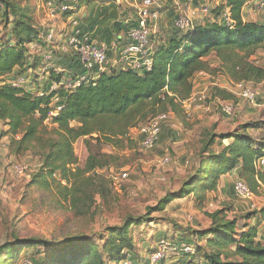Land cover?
Masks as SVG:
<instances>
[{"label":"trees","instance_id":"trees-1","mask_svg":"<svg viewBox=\"0 0 264 264\" xmlns=\"http://www.w3.org/2000/svg\"><path fill=\"white\" fill-rule=\"evenodd\" d=\"M62 1L59 0V4ZM250 1L225 0L207 12L209 16L216 14L220 21L196 26L185 34L176 31L157 44L153 41L151 71L120 68L101 74L95 81L64 94L63 101L59 102L63 110L50 117L52 102L63 91L50 93L51 86L62 82L64 75L50 71L43 96L26 87L13 86L12 81L26 79L29 72L42 69L40 66L44 69V57L32 53L31 46L47 48L48 42L41 38L28 9L21 10L10 0H0L5 30V35L0 38V123L7 128L1 138L9 139L11 155L38 158L40 172L45 171L49 177L60 175V179L56 177L53 181L65 201L75 209L87 207L84 197L87 196L86 189L91 187L90 181L97 171L109 167V160L114 156L103 148H132L142 142V137L137 141L131 139L132 129L163 113L184 115L182 102L191 98L196 76L200 72L214 73L210 67L211 56L214 55L212 60L218 59L222 63L224 72L236 82L261 84L264 81V68L249 62L258 51L264 50V23L246 21L243 15ZM225 9L230 12L232 26L221 19ZM127 27L131 25L127 24ZM51 54L66 72L71 70L70 63L76 65V72L67 74L68 80H76L81 73V66L77 67L80 64L78 58L58 49ZM39 87H42L41 82ZM214 90L220 95L226 94ZM229 97L224 96L223 100ZM257 127V124H248L240 132L223 135L222 140H231V144L221 152L206 150L203 167L191 177L188 188L168 196L159 210H165L172 200L196 192L197 183L205 186L206 178L213 172L223 176L238 171L253 193L264 189V165L257 167L258 160H264V142L259 143L247 134ZM80 140H84L89 153L84 165L79 164L74 151V144ZM40 176L45 178V175H36L34 181L37 182ZM216 184L205 190H215ZM219 215H213L210 228L188 231L185 235L197 241L194 246L196 258L204 255L208 264H264V238L259 239V226L245 223L237 231L236 219L219 221ZM254 216L264 220V207L246 217L250 220ZM146 222L148 219L143 217L128 218L122 226L109 227L108 233L97 239L83 237L60 245L29 239L10 243L4 249L11 251L13 256L24 248L33 250L38 256L44 250L46 257L43 260L29 258L30 264H119L125 260L126 251L136 252L132 227Z\"/></svg>","mask_w":264,"mask_h":264},{"label":"rangeland","instance_id":"rangeland-1","mask_svg":"<svg viewBox=\"0 0 264 264\" xmlns=\"http://www.w3.org/2000/svg\"><path fill=\"white\" fill-rule=\"evenodd\" d=\"M10 1L21 10L28 9L41 38L48 42V47H43L46 48L45 50L40 46L37 48L35 44L31 46L32 53L44 57L43 62L46 65L44 69L40 66L42 69L29 72L26 79L18 78L11 82L22 79L24 84L21 87H26L34 94H43L45 88L39 87L40 82L49 81L50 71L63 74L62 83L69 82L66 72L62 71V67L57 65L51 54L61 48L64 37L79 31L90 40H95L94 38L101 34L99 29L102 32L107 31L103 40L113 34L108 24L103 25L100 21L96 24L94 20L96 7L105 6L106 10L101 13V17H105L107 23L109 22L114 29L116 27L112 24L113 21L123 23L126 21L131 25L133 23L131 21H135L136 18L134 0L133 3L132 0H79V5L74 6L69 13L59 12L61 6L59 0ZM202 2L160 0L161 17L156 29L158 31L152 34L154 39L151 41V50L153 51L155 47L153 41L156 44L163 42L167 36L176 32L174 20L180 13L190 14L196 26L218 22V19L220 21V17L218 18L216 14L209 16L204 11ZM223 3V1L219 2L220 5ZM218 6L210 7L209 12ZM124 11L126 12L123 13ZM2 13L1 11L0 38L5 35L1 20ZM225 13H228L229 19L233 22L229 10L226 9L221 19L224 21ZM243 15L246 21L257 19V22L264 23V0L250 1ZM85 21L90 26L87 27L86 24L85 28H81ZM122 32L125 34L127 31ZM48 49L49 52L46 51ZM48 55L49 61L46 57ZM69 55L72 56V52H69ZM213 56L209 60L212 61L210 67L214 73L200 72L197 75L208 79L207 90L194 91L191 96V99L201 98L204 103L188 104L186 113L185 105L182 104L184 115L176 116L172 113L170 120L161 131V138L155 149L145 150L142 144L125 150L103 148L106 153L114 156L110 158L108 168L97 171L95 175L92 174L94 176L90 181L91 187L86 189L87 196L84 197L87 207L75 209L66 202L64 196L60 195V188H57V184L53 181L56 177L60 179V175L49 177L45 171L40 172L41 163L38 158L31 155L18 158L11 155L9 139L1 138L7 128L0 123V251L10 243L29 239L45 240L52 245L65 244L71 239L83 237L97 239L99 235L108 233L109 227H120L128 218L143 217L149 222L142 223L143 225L139 227L133 226L131 230L137 247L136 252L131 254L126 251L125 260L119 264H147L152 250L156 251L162 240L171 243L172 247L167 252L168 258L160 264H173L175 257L187 259L185 264L199 262L208 264L203 259L204 255H201L202 251L199 252L201 256L196 258V253L189 256L184 254L180 247L188 242L191 246H195L197 241L190 235H185H188V231L210 228L215 213H220L219 221L236 219L237 231L245 223L253 226L263 225L264 228V220L257 216L250 220L246 217L254 215L264 207V189L262 188L258 193L252 192L250 198H236L234 184L237 181L245 182L240 178L238 171L223 176L213 172L206 178L205 186L197 183L196 192L172 200L166 205L165 210H159L168 196L188 188L191 177L203 167L207 158L206 150L221 152L224 147L231 144V140H222L223 135L240 132L244 125L257 124L258 127L248 131L247 134L259 143L264 142V81L261 84L236 82L224 72L222 63L218 59L212 60ZM122 60H120L121 69ZM249 62L264 68V50L258 51ZM45 67L49 70L45 71ZM108 72H111L110 67ZM241 83H244L245 87L239 85ZM214 89L225 91L226 94L220 95V92L216 93ZM244 89H251L257 94L258 100L255 104L240 96L241 90ZM229 95L231 96L229 99L223 100L224 96ZM57 103L56 98L51 106L54 108ZM225 105L233 107L231 115L222 112V106ZM47 123L51 125L50 122ZM144 124L130 131L133 141L141 139L140 129ZM74 151L79 164L84 165L89 155L84 140L74 144ZM16 164L27 166L28 171L23 176L16 175L13 170ZM36 175H45V178L40 176L35 182ZM123 176L126 177L122 178ZM215 182L218 183L215 190H205L210 189ZM232 185L233 194H231ZM258 235L261 239L264 231L259 232ZM11 253L4 249L0 254V264H30L29 258L43 260L46 257L44 250L39 256L33 250L29 251L26 248L18 251L16 256Z\"/></svg>","mask_w":264,"mask_h":264},{"label":"built area","instance_id":"built-area-1","mask_svg":"<svg viewBox=\"0 0 264 264\" xmlns=\"http://www.w3.org/2000/svg\"><path fill=\"white\" fill-rule=\"evenodd\" d=\"M160 0H136L137 4V27H132L128 31V40L129 44L123 50V69H134L139 71H151L153 67V58H152V50H151V41L152 34H154L159 24V19L161 17V7L159 6ZM190 3H194L197 1H203L204 3L202 7H204V11L207 13L210 9V4L220 5L219 2L225 0H188ZM215 1V2H213ZM79 3V0H64L61 2V6L59 8L60 13H69L74 9ZM228 13L224 15V22L228 26H232L233 22L229 19ZM174 28L176 31L180 32H189L190 30L196 27V24L191 17L190 14L180 13L176 16L174 20ZM52 34V33H51ZM52 38H49V40ZM63 42V43H62ZM61 42V48L59 50L63 53L69 54L72 52L74 56H76L79 60L81 66V73L74 81H69L67 83L60 82L54 83L51 86V92L66 90L68 92L75 91L78 87H80L84 83H89L91 81H95L99 78L101 74H104L109 71V60H108V48L106 45L96 42L95 40H90L88 36L83 35L79 31H75L71 34H68ZM48 61L50 56H46ZM47 61V62H48ZM48 71L49 68L45 67ZM264 83V82H263ZM23 80L19 79L13 83L14 87H21L23 85ZM244 86V83L239 84ZM245 87V86H244ZM43 96V94H40ZM240 96L244 98L246 101L250 103L257 102V94L251 89L241 90ZM56 98H54L55 100ZM53 100V101H54ZM57 106L53 108L50 113V117L57 116L62 110V106L59 105V99H57ZM202 104L203 100L197 97H193L192 99H188L184 101L182 104L185 105V110H188L189 105H195L196 103ZM189 104V105H188ZM222 112L226 115H231L233 113V107L231 105L222 106ZM186 113V112H185ZM173 114L171 112L160 114L152 119H150L147 123L142 126L140 129L142 135V146L145 150H153L156 148L161 131L164 123H167ZM167 162V161H166ZM264 165V160H258L257 167H261ZM13 170L16 175L23 176L26 171H28V167L21 164H16L13 167ZM123 176L122 178H125ZM234 193L238 198H250L253 195L249 186L243 181H237L234 184ZM172 244L162 240V242L157 247L156 251L152 250L150 254V258L147 264H160L163 263L168 257L167 252L170 251ZM180 250L189 256L196 253V248L191 246L190 244H183L180 247ZM198 264H205L204 262H199Z\"/></svg>","mask_w":264,"mask_h":264},{"label":"crops","instance_id":"crops-1","mask_svg":"<svg viewBox=\"0 0 264 264\" xmlns=\"http://www.w3.org/2000/svg\"><path fill=\"white\" fill-rule=\"evenodd\" d=\"M116 1H119V0H116ZM135 1L136 0H134V5H133V7L134 8H136L135 9V15H136V18H135V21H131V27H127V24H129V22H117V21H113L112 22V24H114L115 25V29H114V27H112V25H109V22L107 23V20H106V18L104 17H101V13L103 12V11H105L106 10V8H105V6H101V7H96V11H95V18H94V20H95V22H96V24H98L97 22L98 21H100V23H102L103 25H107L108 24V26H110V29L112 30V33L113 34H111V35H109L108 36V38L106 39V40H103V37L105 36L104 34H107V31H104V32H102V31H100V29H99V32L101 33L100 35H98V37L97 38H94L98 43H101V44H104V45H106V47L108 48V60H109V67H110V69H111V71H114V70H118V69H120L121 67H120V60L121 59H123V55H122V51H123V49L127 46V43H128V37H127V35H128V31H129V29L130 28H134V27H137V16H138V14H137V4L135 3ZM132 3H133V0H132ZM120 3H118V5H119ZM215 5H217V3L215 2V4H210V6H211V8H214V6ZM109 6V5H108ZM111 6V5H110ZM126 11H124L123 13H125ZM122 13V14H123ZM89 18L91 19V15L89 16ZM89 19V20H90ZM261 19V18H260ZM257 20V19H256ZM255 20V21H256ZM254 21V22H255ZM257 22V21H256ZM87 24V21H85V23L83 24V26L81 27V28H85V25ZM90 26V24H87V27H89ZM119 26H120V28H119ZM72 28V27H71ZM124 30H126L127 32L124 34V32H122V31H124ZM120 32H122L121 34H120ZM103 35V36H102ZM171 36V35H170ZM170 36H167L166 38H168V37H170ZM73 57V56H72ZM77 67H80V64H79V66H77ZM69 68L71 69L70 70V72L69 71H65V70H62V71H65L66 72V74H69V73H73V72H76V70H77V68H76V65L74 64V63H70L69 64ZM60 70V69H59ZM69 72V73H68ZM44 81H46V80H44ZM42 82L41 83V86L42 87H45V86H47V83L46 82ZM70 81V80H69ZM205 82H207V83H205ZM49 84H51V82L49 83ZM209 84V81H208V79H205V78H203V77H199V76H197L196 78H195V86H194V91H197V90H207V85ZM67 92L68 91H66V90H63L62 92H61V94L60 95H58L56 98L57 99H59L60 101L59 102H61V101H63V95L64 94H67ZM69 94V93H68ZM161 137V136H160ZM231 194H233V185H232V187H231ZM237 198V197H236ZM262 226L263 225H261V226H259V232H262V231H264V228H262ZM262 238H264V236L262 237ZM190 239V238H189ZM262 240V239H261ZM187 259H179L178 257H175V258H173V264H185L184 262L186 261ZM172 261V260H171ZM170 261V262H171ZM176 262H180V263H176Z\"/></svg>","mask_w":264,"mask_h":264}]
</instances>
